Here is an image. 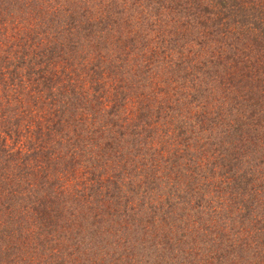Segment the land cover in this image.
Listing matches in <instances>:
<instances>
[{
	"label": "trees",
	"instance_id": "16d2710c",
	"mask_svg": "<svg viewBox=\"0 0 264 264\" xmlns=\"http://www.w3.org/2000/svg\"><path fill=\"white\" fill-rule=\"evenodd\" d=\"M0 130V264H264V0H0Z\"/></svg>",
	"mask_w": 264,
	"mask_h": 264
},
{
	"label": "rangeland",
	"instance_id": "374dc122",
	"mask_svg": "<svg viewBox=\"0 0 264 264\" xmlns=\"http://www.w3.org/2000/svg\"><path fill=\"white\" fill-rule=\"evenodd\" d=\"M21 5H22V3H20V1H18V3H17V6L16 5H13V7H14V10H10V9H6L4 12H9V11H14V12H18L20 15H22V16H26V18H30V10H27L26 11V9L25 8H21ZM41 6H42V8H43V12H46L47 14L49 13V12H51V13H53L54 11L52 10V9H49V7H48V9L45 7V6H43V1L41 2ZM47 6H48V4H47ZM32 15L34 16V18H35V15H36V10L34 11V12H32ZM47 19V18H46ZM181 19H184V17L182 16L181 17ZM67 40H68V38L67 37H65ZM80 45V44H79ZM57 46H61V44L59 45H55V47L57 48ZM81 47H84V45H80ZM55 48V49H56ZM60 49H57L56 51H59ZM83 50V51H82ZM82 50H80L78 53H77V51L75 50V51H72L71 52V50H69V53H68V55L69 54H73V55H75L74 57H72L71 59H68L69 61H70V67L68 68V74L70 75V77H72L74 80H75V82H76V85H77V83H81V79L83 78V83H86V86H87V84H88V80L86 79V77H83L84 76V72H82V70H81V67H82V65H81V60H83L82 58H81V56H79V55H82V53L83 54H85L86 52L88 53V49H82ZM86 53V54H87ZM91 55H93V53L91 54ZM85 60V59H84ZM87 60V59H86ZM88 72L91 74L92 73V70H88ZM218 91H220V90H218ZM215 92H216V94H218L217 93V91L215 90ZM221 94H223V93H221ZM219 95V94H218ZM218 99H219V97H217ZM201 101H197V102H194V103H192V104H190L189 105V107L188 108H191V109H193L194 108V105H195V103L197 104H200V109H202V110H204V109H207L208 111H215L216 109H217V107L219 106V111H224V109L227 107L226 106V104H227V102L224 100H221L220 101V103L222 104V105H219L220 103H219V101H211V103H209V104H206V105H203L202 103H200ZM197 104V105H198ZM196 106V105H195ZM195 110V109H194ZM23 125V124H22ZM209 126H206L207 127V134H213L212 132H211V129H212V127H210V126H212L213 125V123H210V124H208ZM26 126H28V125H23V127H21L20 126V128L18 129L16 126H14L13 127V129L14 130H17L18 131V133H19V136H17L16 134H14V135H8V134H6V138H7V144L8 145H10L14 150H18V148L20 147V146H24V143H22V141H23V139H19V138H23L21 135H22V133H23V131H24V129L26 130L27 128H26ZM1 133H3V132H1V130H0V137L1 138H3V137H5L4 135H2ZM72 133V132H71ZM23 150H26V148H23Z\"/></svg>",
	"mask_w": 264,
	"mask_h": 264
}]
</instances>
